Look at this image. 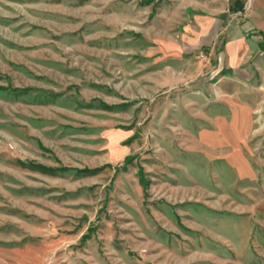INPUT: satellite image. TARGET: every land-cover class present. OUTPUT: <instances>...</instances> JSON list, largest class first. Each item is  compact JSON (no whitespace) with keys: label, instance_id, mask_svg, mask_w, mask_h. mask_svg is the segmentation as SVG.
Listing matches in <instances>:
<instances>
[{"label":"rangeland","instance_id":"obj_1","mask_svg":"<svg viewBox=\"0 0 264 264\" xmlns=\"http://www.w3.org/2000/svg\"><path fill=\"white\" fill-rule=\"evenodd\" d=\"M188 15L0 0V264H264V123L214 118Z\"/></svg>","mask_w":264,"mask_h":264},{"label":"crops","instance_id":"obj_2","mask_svg":"<svg viewBox=\"0 0 264 264\" xmlns=\"http://www.w3.org/2000/svg\"><path fill=\"white\" fill-rule=\"evenodd\" d=\"M188 14L185 50L208 56L203 80L215 79L214 118L236 122L234 136L245 135L243 123L246 135L255 132L264 123V0H188Z\"/></svg>","mask_w":264,"mask_h":264},{"label":"built area","instance_id":"obj_3","mask_svg":"<svg viewBox=\"0 0 264 264\" xmlns=\"http://www.w3.org/2000/svg\"><path fill=\"white\" fill-rule=\"evenodd\" d=\"M201 56H204L203 52L201 53Z\"/></svg>","mask_w":264,"mask_h":264}]
</instances>
